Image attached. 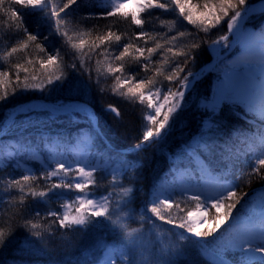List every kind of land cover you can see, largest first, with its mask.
I'll return each mask as SVG.
<instances>
[{
    "label": "snow or ice",
    "instance_id": "6c2138e0",
    "mask_svg": "<svg viewBox=\"0 0 264 264\" xmlns=\"http://www.w3.org/2000/svg\"><path fill=\"white\" fill-rule=\"evenodd\" d=\"M73 5L101 10L77 19L69 17ZM256 15H264V0H66L59 8L52 0H0V29L12 41L0 56V105L41 94L0 120V171L21 173L0 177L8 196L0 200V255L38 253L58 234L95 229L82 253L93 264H179L189 248L191 264H264V193L249 199L236 182L245 165L249 178L264 180V23L251 26ZM108 18L137 30L87 27ZM205 50L211 63L193 71ZM65 85L138 102L131 149L107 137L87 101L48 102L44 94ZM190 98L200 126L137 208L140 164L127 157L164 142ZM225 109L249 128L221 118ZM105 111L123 118L112 104ZM53 197L59 210L38 207Z\"/></svg>",
    "mask_w": 264,
    "mask_h": 264
},
{
    "label": "trees",
    "instance_id": "16d2710c",
    "mask_svg": "<svg viewBox=\"0 0 264 264\" xmlns=\"http://www.w3.org/2000/svg\"><path fill=\"white\" fill-rule=\"evenodd\" d=\"M53 4L59 8L62 7L66 0H52ZM91 4L103 5L104 0H89ZM195 2V0H194ZM258 0H253V3H257ZM101 7L93 8H77L75 5L68 10L69 17L79 18L80 14L85 11H100ZM154 12L160 15L161 18H171V13H161L160 10H154ZM39 16V14H37ZM37 16L31 17L32 23H35ZM143 17V14H142ZM264 21V15H257L255 21L251 22V25L258 27ZM93 24L99 26L101 31L104 30L106 25H112L114 30H118L121 33L131 35L137 29L130 23H123L115 18H108L107 20H92L89 21L87 27H91ZM150 27V26H149ZM191 27V26H189ZM215 35V34H214ZM12 43L11 40L4 38V31L0 29V56L3 55L6 47ZM211 53L204 51L201 53L198 63L193 71H198L199 68L205 63H211ZM3 61H0L2 64ZM111 80H108L105 87L111 85ZM207 85L202 86L206 88ZM41 94L29 93L23 97L12 98L10 103L0 105V120L5 118L6 108H11L15 104L20 102H27L29 96L39 97ZM47 96L49 102H55L57 99H63L65 101H87L89 106L95 111L96 120L99 122L100 128L107 137L114 142L115 145L119 146L121 151L128 148L131 149L132 145L136 143L139 128L141 124L140 117L143 114L142 106L136 102H130L125 100L123 97L113 95L111 92H107L104 95L98 93L95 89L91 90L88 94H77L69 90V86L65 85L63 90H56L50 94H44ZM108 104L116 106L122 112L123 118L117 120L114 114L105 111V107ZM223 119H227L230 123L235 124L238 127L248 129L249 125L242 120H238L234 117L230 110L225 109L222 113ZM201 116L197 112L195 106L189 99V103L185 105L184 111L181 112L176 120L174 129L171 135L161 144H153L150 147H146L142 151H132L128 155V159L136 161L140 164L139 175L141 177L138 188L141 190L136 193V207L140 208L141 205L145 204L149 199L148 192L149 187L153 181L164 172L167 171L170 164V157L173 152L179 151L180 146L187 141L191 136L195 135L197 129L200 126ZM81 126H85L84 120L81 119ZM129 149V150H130ZM30 167L39 168L38 163H30ZM250 171L248 166H242L238 173L237 183L241 185V188L245 192L250 193L249 199L264 193V180L257 177L249 178L246 173ZM19 176L20 171H13L11 168H5L0 171V177L6 175ZM97 180L101 185L99 189L103 192V186L106 181L100 179V174H97ZM250 180V182H249ZM6 192L0 190V200L7 199ZM38 207L43 211L47 207H52L59 210V202L55 197L48 204L41 203ZM183 207V205H182ZM161 223V222H158ZM137 225L133 224V227ZM171 226H162L157 228L151 235L150 239L155 240L158 233L166 232ZM26 233L20 229L18 230V236L23 237ZM99 232L95 229L90 230L87 233L73 232L67 233L63 239L57 235L56 238L52 239L46 248L38 253L19 252L15 248L0 255V264H93V259L85 257L82 253L83 250L89 247L95 238H97ZM67 240L69 243H65ZM195 256V252L189 248L185 257H183L179 264H191L192 259Z\"/></svg>",
    "mask_w": 264,
    "mask_h": 264
},
{
    "label": "rangeland",
    "instance_id": "374dc122",
    "mask_svg": "<svg viewBox=\"0 0 264 264\" xmlns=\"http://www.w3.org/2000/svg\"><path fill=\"white\" fill-rule=\"evenodd\" d=\"M134 5H130V7H133ZM257 18V15L256 16H254L253 18H252V21L251 22H253V21H255V19ZM262 23H264V21L262 22ZM252 26V25H251ZM254 27V26H253ZM129 149V148H128Z\"/></svg>",
    "mask_w": 264,
    "mask_h": 264
},
{
    "label": "water",
    "instance_id": "95a60500",
    "mask_svg": "<svg viewBox=\"0 0 264 264\" xmlns=\"http://www.w3.org/2000/svg\"><path fill=\"white\" fill-rule=\"evenodd\" d=\"M27 102H29V101H27ZM27 102H25V103H27ZM32 102H36L35 100H33ZM49 102V101H48Z\"/></svg>",
    "mask_w": 264,
    "mask_h": 264
}]
</instances>
